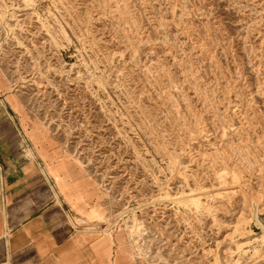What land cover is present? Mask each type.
<instances>
[{
  "label": "rangeland",
  "instance_id": "374dc122",
  "mask_svg": "<svg viewBox=\"0 0 264 264\" xmlns=\"http://www.w3.org/2000/svg\"><path fill=\"white\" fill-rule=\"evenodd\" d=\"M0 69L76 225L263 264L264 0H0Z\"/></svg>",
  "mask_w": 264,
  "mask_h": 264
},
{
  "label": "crops",
  "instance_id": "0c3cea01",
  "mask_svg": "<svg viewBox=\"0 0 264 264\" xmlns=\"http://www.w3.org/2000/svg\"><path fill=\"white\" fill-rule=\"evenodd\" d=\"M8 81L0 69V264H139L115 232L76 225L79 214L26 133Z\"/></svg>",
  "mask_w": 264,
  "mask_h": 264
},
{
  "label": "bare ground",
  "instance_id": "6f19581e",
  "mask_svg": "<svg viewBox=\"0 0 264 264\" xmlns=\"http://www.w3.org/2000/svg\"><path fill=\"white\" fill-rule=\"evenodd\" d=\"M198 197V196H197ZM196 197V194H194V195H191L189 198H190V200L193 202V203H197L198 201H197V198ZM185 198V197H184ZM261 262H263V264H264V260H261Z\"/></svg>",
  "mask_w": 264,
  "mask_h": 264
}]
</instances>
